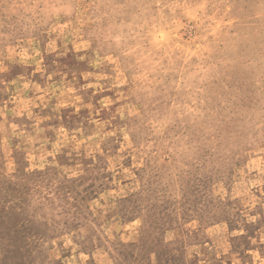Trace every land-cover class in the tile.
I'll list each match as a JSON object with an SVG mask.
<instances>
[{
    "label": "rangeland",
    "instance_id": "obj_1",
    "mask_svg": "<svg viewBox=\"0 0 264 264\" xmlns=\"http://www.w3.org/2000/svg\"><path fill=\"white\" fill-rule=\"evenodd\" d=\"M0 264H264V0H0Z\"/></svg>",
    "mask_w": 264,
    "mask_h": 264
}]
</instances>
